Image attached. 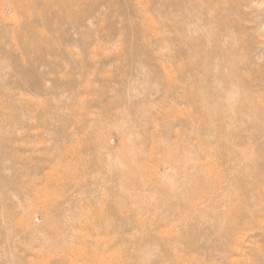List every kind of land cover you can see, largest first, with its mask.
I'll list each match as a JSON object with an SVG mask.
<instances>
[{
  "label": "rangeland",
  "instance_id": "374dc122",
  "mask_svg": "<svg viewBox=\"0 0 264 264\" xmlns=\"http://www.w3.org/2000/svg\"><path fill=\"white\" fill-rule=\"evenodd\" d=\"M0 264H264V0H0Z\"/></svg>",
  "mask_w": 264,
  "mask_h": 264
}]
</instances>
